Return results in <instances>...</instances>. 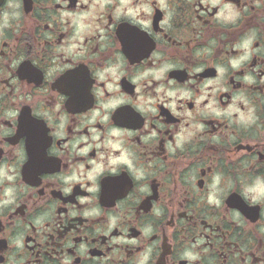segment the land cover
Returning <instances> with one entry per match:
<instances>
[{"label":"flooded vegetation","instance_id":"af4514ba","mask_svg":"<svg viewBox=\"0 0 264 264\" xmlns=\"http://www.w3.org/2000/svg\"><path fill=\"white\" fill-rule=\"evenodd\" d=\"M0 264H264V0H0Z\"/></svg>","mask_w":264,"mask_h":264}]
</instances>
